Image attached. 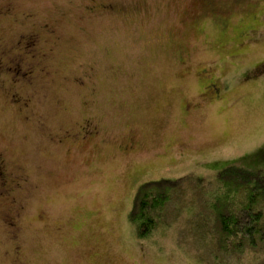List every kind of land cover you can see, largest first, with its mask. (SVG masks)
Here are the masks:
<instances>
[{"label":"rangeland","instance_id":"obj_1","mask_svg":"<svg viewBox=\"0 0 264 264\" xmlns=\"http://www.w3.org/2000/svg\"><path fill=\"white\" fill-rule=\"evenodd\" d=\"M214 2L224 29L192 25L198 0H0V51L37 34L44 55L31 84L0 87V264H264V247L217 258L199 227L218 169L264 171V0ZM84 119L98 136L66 140ZM188 174L138 239L139 185Z\"/></svg>","mask_w":264,"mask_h":264},{"label":"trees","instance_id":"obj_2","mask_svg":"<svg viewBox=\"0 0 264 264\" xmlns=\"http://www.w3.org/2000/svg\"><path fill=\"white\" fill-rule=\"evenodd\" d=\"M217 172L216 191L205 197L204 208L208 213L206 215L203 209L200 212V229L207 228V232L213 234L211 250L221 259L240 257L250 249L264 247V171L229 164ZM193 178L188 174L153 179L139 185L128 217L138 239L149 238L159 229L174 189ZM196 179L198 185L209 183L203 177Z\"/></svg>","mask_w":264,"mask_h":264},{"label":"flooded vegetation","instance_id":"obj_3","mask_svg":"<svg viewBox=\"0 0 264 264\" xmlns=\"http://www.w3.org/2000/svg\"><path fill=\"white\" fill-rule=\"evenodd\" d=\"M243 0H233L234 4H240ZM198 3L201 7L202 15L195 16L192 19V25L197 26L199 21L204 16H212L213 20H216L220 25V28L226 27V19L224 18V12L214 0H198ZM89 10H95L97 8L103 10H112L114 5L112 3H104V4H95L87 7ZM2 11L0 10V13ZM40 42V38L37 34H30V35H23L21 39L18 40L16 43L15 48L19 49L18 52L12 53L11 50H1L0 51V87L4 86V79L3 76L9 75L12 81V84H20L27 81L30 82L35 78V71L36 74L38 73L37 67H34L33 62L38 61L39 57H43L44 55L39 52L38 45ZM39 69V68H38ZM43 72V70H40ZM209 80H206L203 77V84H207ZM32 82H30L31 84ZM211 88L213 85H205V87ZM14 97L15 102H20L16 97V94H12ZM16 97V98H15ZM28 102L24 101L23 106L28 107ZM192 106L186 104L184 107L185 110H190ZM26 109V108H25ZM79 123V122H78ZM76 131L74 129L66 130L64 132V138L66 140L70 139H81V140H88L91 138H95L99 134L98 126L90 119H84L82 123L76 125ZM61 142V141H60ZM134 142L131 141L128 145H124L121 147V150L124 152H131L134 149ZM14 181V180H12ZM0 182L2 183L3 187H0V198L7 197L9 195L10 188L7 189L10 180L7 182V173H6V165L3 154L0 153ZM16 183V182H15ZM19 183V182H18ZM16 183V184H18ZM7 185V186H6ZM6 186V187H5ZM15 207V204L12 205ZM4 220L8 223V226L13 227L15 225L14 218L10 214H4Z\"/></svg>","mask_w":264,"mask_h":264}]
</instances>
